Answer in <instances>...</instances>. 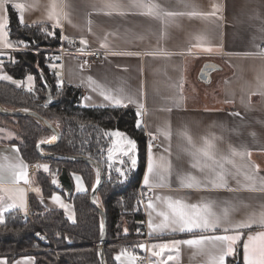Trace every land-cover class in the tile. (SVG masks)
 Wrapping results in <instances>:
<instances>
[{
    "label": "crops",
    "instance_id": "0c3cea01",
    "mask_svg": "<svg viewBox=\"0 0 264 264\" xmlns=\"http://www.w3.org/2000/svg\"><path fill=\"white\" fill-rule=\"evenodd\" d=\"M108 2L112 0H8L4 5L5 10H0V19L7 20L6 39L17 45L18 42L9 36V10L14 11L19 18L21 12L12 5L23 4V25L58 28L63 39H77L80 49L104 53L99 60H94L92 55L64 57L59 69L62 83L83 89L82 106L86 108L120 107L109 104L98 91H93V86L88 82L89 78L111 90L114 95H120L118 90L123 89V95L132 96L143 103L145 112L140 119L144 133L146 137L149 136L148 133L158 135V148H152V152L156 157L165 156L172 165L171 175L165 181L168 186L154 188L151 191L152 197L148 198L149 191L143 186L148 156L146 146L145 172L140 184L142 195L146 197L145 203H141L145 215L144 237L127 249L142 257L141 260L145 264L166 260L169 254L175 256V259L166 261V264H208L206 254L186 245L179 246L178 254L165 251L160 257L152 256L147 249L141 250L137 247L141 243H167L199 235L173 233L170 230L150 235V217L146 201L157 195L183 199L188 204L214 201L213 211L217 213L226 206L225 202H229L235 206L230 209L229 215L233 224L244 220L251 213L264 210V193L250 192L242 187L247 183L244 179L246 172L255 174L258 180L264 178V56L259 55L264 50V0H116L121 5L119 11L124 12L123 15L117 11H113L111 15L105 14L108 11L105 4ZM137 2L154 3L163 11L185 15L171 18L142 15V9L134 6ZM53 3L57 5L58 11L67 13L66 19L61 17L58 27L55 26L54 20L48 19ZM217 5L220 10L215 16L205 18L187 15L193 11L208 14L213 12ZM81 39L87 41L86 46L80 44ZM101 44H106V47L102 48ZM197 45L210 46L213 51L206 52L203 47ZM18 47L19 45L6 48L0 43L3 64L10 61L12 53L20 50ZM152 52H163L165 55L145 54ZM207 62H214L221 68L212 75L209 85L201 83L198 79L202 67ZM3 64L0 65V73L4 72ZM192 78L205 88L214 86V99L208 98L205 91L193 84ZM34 80V84L30 86L31 91L26 87L24 79L16 81L17 83H13V80L2 81L13 83L24 91L33 93L37 85L35 77ZM128 106L137 113L135 104ZM233 112L240 115H230ZM166 127L171 131L170 140L158 132ZM183 132L191 137V146L181 136ZM205 140L214 145L212 152L216 159L231 157L232 149L251 153L250 157L245 156L244 159L239 156L231 157L236 167L225 166L231 173L227 177L228 187L238 189L237 191L180 187L178 177L186 174H191L205 183L211 177L207 168L203 172L192 168L193 157L185 151L189 149L194 152L204 147ZM16 141L19 139L13 129L0 126V163L19 164L23 161L27 164L15 144ZM166 148L169 151H165ZM15 149H18V152ZM254 166L259 167L258 172ZM27 172L31 184L35 186L28 168ZM75 175L77 174L71 175L72 180ZM29 185L30 183L24 184L23 181L18 185L25 192L27 212L30 211ZM80 192L85 193L87 190ZM54 195L59 196L68 206L67 211L57 203L50 204L51 198H44L41 193L35 194L45 207L63 210L68 219L72 216L69 220L74 221L73 205L66 202L60 193ZM21 211L12 209L5 213V219L10 212L24 214ZM160 219L153 213V223H159ZM223 227L218 228L216 234H223ZM257 230L256 226L239 230L243 234L234 245L236 254L226 258L227 264H234L238 260L239 264H244L243 245L247 242L248 234ZM0 259L7 260L8 264H37L36 258L29 255L19 257L13 262L4 257ZM121 261L127 264L125 257H121ZM121 261L116 260L118 264H121Z\"/></svg>",
    "mask_w": 264,
    "mask_h": 264
},
{
    "label": "trees",
    "instance_id": "16d2710c",
    "mask_svg": "<svg viewBox=\"0 0 264 264\" xmlns=\"http://www.w3.org/2000/svg\"><path fill=\"white\" fill-rule=\"evenodd\" d=\"M8 31L12 40L28 42V46L10 55V61L3 64L4 72L15 81L33 75L37 85L35 91L30 93L13 83L0 80V104L10 110H30L60 129V140L45 147L47 153L88 157L103 168L105 180L99 189L98 200L107 214L105 256L107 264H118L115 255L124 248L133 247L144 237L145 215L138 191L145 172L146 135L144 130L136 127V111L130 106L83 107L84 91L81 87L64 84L59 75H50L51 66L46 62V54L37 50L61 45L62 34L58 28L23 25L17 14L9 10ZM48 32L54 35H47ZM41 72L47 76L53 88L55 103L51 106L46 105V89L42 84ZM59 82L60 85L57 84ZM0 126L16 132L20 141L15 144L27 164L42 159L37 151L38 144L54 136L51 130L26 116L0 115ZM113 131L125 133L138 147L139 162L126 179L109 168L107 154L111 138L106 133ZM50 162L58 168L59 174L66 168L70 176H82L87 186V192L75 193L74 190L72 196L67 198L53 185L50 175L40 173L33 176V183L41 189L42 197L60 193L73 205L75 220L70 221L63 210L46 208L38 196L31 194L29 209L33 212L32 220H22L18 212H10L6 215L5 223L0 225V257L13 262L29 255L36 258L37 264H101L98 247L101 218L90 199L96 172L82 161L50 159ZM41 236L45 239H41Z\"/></svg>",
    "mask_w": 264,
    "mask_h": 264
},
{
    "label": "snow or ice",
    "instance_id": "6c2138e0",
    "mask_svg": "<svg viewBox=\"0 0 264 264\" xmlns=\"http://www.w3.org/2000/svg\"><path fill=\"white\" fill-rule=\"evenodd\" d=\"M8 3V0H0V10H5L4 5ZM137 8L142 9V15L162 18V17H175L177 15H185V13H176L163 11L160 9V6L154 3H143L137 2L134 5ZM13 8L19 10L21 15L19 16L20 23L23 24V15L22 10L24 8L23 4H13ZM105 8L108 11L105 13L111 15L113 11H117L118 14L123 15L124 12L119 11L121 5L112 0L105 4ZM220 10V6H215L213 12L208 14L191 12L187 13L189 16H215L216 13ZM67 18V13L62 12V10H57V5L52 4L50 11L48 13V19L54 20L55 26H60L61 17ZM7 20L0 19V43L3 44L6 48H13L19 44H23L25 47L28 46V42L19 41L17 45H13L10 41L6 39L8 32L6 31ZM47 35H54L52 32H48ZM203 39V38H200ZM81 45H87V41L84 39L80 40ZM198 47H203L202 45H197ZM101 47H106V44H101ZM203 50L206 52H212V47H203ZM80 52H84L85 49H79ZM113 55H133V53H112ZM146 55H165L163 52H152L145 53ZM139 55V53H136ZM259 55L264 56V50H262ZM11 59V57H9ZM3 64L2 56H0V65ZM29 81L33 80L31 75L27 78ZM0 80H12L10 76L0 75ZM13 83H17L15 80ZM89 84L93 86V91H98V94L103 98L104 101H107L109 104L127 107L129 104H135L137 107V124L136 127L140 130H143L142 120L140 119L145 112L144 104L138 102L132 96L123 95V89L118 90L120 95H114L111 90L106 89L104 86L97 84L89 78ZM182 88V85L180 86ZM31 91V87H29ZM264 95V93H262ZM171 111V109H168ZM233 116H239L240 113L233 112L230 113ZM159 134L163 135L165 139L170 140L171 131L169 127L158 130ZM106 135L118 137L119 139L113 141V147L108 149V161L113 160V154H122L127 156L132 168H135L137 165L136 158V142L129 138L125 133L114 131L111 133H106ZM150 136V142L148 144V156H147V167L146 173L143 177V186L151 192L154 188H163L168 186L166 184V179L171 175V162L165 156L161 155L159 157L154 156L152 152L153 144L151 140H154L156 137L151 133H148ZM181 136L187 141L191 146L192 141L191 137L186 133H181ZM43 143V141H41ZM214 145L209 141L205 140V145L202 148L196 149L194 152L189 149V155L193 157V162L191 167L198 169L203 172L206 168L211 173V177L207 182L200 181L197 177L186 174L178 177L179 184L181 188L187 189H226L228 191H237L238 189H232L228 187L227 177L231 174L229 170L225 167L226 165H232L236 167L234 160L231 157L239 156L241 159H244L245 156H251L250 152L245 151H236L232 149L231 157H221L216 159L214 153L212 152ZM18 152V149H15ZM169 151V149H165ZM7 160V157L4 158ZM120 163L123 164L124 161L121 159ZM111 163H109V168H111ZM37 168H43L45 172H48V166L37 165ZM255 171H259L258 166H254ZM28 165L21 161L19 164H4L0 163V225L5 223V213L9 212L12 209H20L24 211L27 215V208L25 203V192L18 187L21 181L24 184L30 183V179L27 172ZM116 171L124 176L125 172L121 168H116ZM239 171V170H238ZM244 179L247 181L242 187L244 190L250 192H261L264 193V178H257L255 174L244 173ZM75 180L77 182V191H86L84 188L81 177L76 176ZM53 184H56V180L52 181ZM97 183H99V172L97 173ZM35 191L40 195V188H35ZM52 201L64 208L65 211L68 210V206L65 205L59 196H52ZM11 201V202H7ZM141 203H145L141 201ZM160 205V207H158ZM215 205L214 201H206L199 204H188L183 199H174L170 196H155L153 199H148L146 201V208L149 210V222L148 228L151 233H163L165 230H170L171 232H180V233H199V235H194L190 239H175L167 243H153L151 245H145L143 243L137 245L141 250L147 249L151 252L152 256L160 257L165 251L169 253L179 252L180 245H186L197 249L201 254H206L208 256V264H227L226 258L228 256H234L236 254V249L234 245L239 240L240 236L243 234L241 229H252L253 226H256L258 229L254 233H250L247 236V242L243 245V261L244 264H264V210L259 213H251L244 220L236 222L233 224L230 219V209H234L235 206L231 205L229 202H225V207H223L220 213L213 211ZM160 217L159 223H153L152 215ZM69 219H72V216H69ZM223 227V234H216L217 229ZM126 231V230H125ZM232 234H229V233ZM101 233H103V225H101ZM212 233V234H206ZM40 236L39 233H37ZM41 239L45 237L41 236ZM121 257H125L127 264H138L142 257L138 256L134 252L129 251V249L124 248L121 250L120 254L115 257L116 260L121 261ZM175 259V256L169 254L166 260L161 259L159 261H151L150 264H166V261H172ZM0 264H8L7 260L0 259ZM19 264V262H17ZM121 264H124V261H121Z\"/></svg>",
    "mask_w": 264,
    "mask_h": 264
},
{
    "label": "water",
    "instance_id": "95a60500",
    "mask_svg": "<svg viewBox=\"0 0 264 264\" xmlns=\"http://www.w3.org/2000/svg\"><path fill=\"white\" fill-rule=\"evenodd\" d=\"M220 66H218L214 62H207L202 67L200 73H199V81L205 85H209L212 82V75L217 71L220 70ZM42 84L46 89V105L51 106L55 103L54 99V93L53 88L47 78V76L41 72L40 73ZM0 115L2 116H13V117H19V116H26L35 119L37 122L41 123L44 127L51 130L54 133V142L47 141L43 143H39L37 146L38 154L42 157L44 160H63V161H82L90 166H92L96 172V182L94 187L91 190L90 193V199L94 207H96L100 213L101 218V225H103V233H101V241L99 243V257L101 264H107L106 256H105V247L107 245V214L105 210L100 205V202L98 200V192L100 187L103 185L105 180V175L103 168L93 159L88 157H69V156H62V155H56L53 153H45L43 149L48 146H52L55 143H57L61 138V131L57 126L52 125L50 122L42 118L37 113H34L30 110H10L5 107H3L0 104ZM99 172V183H97V173ZM56 180V184H53L56 186V188L64 192L67 196V198L71 197L74 192V184L71 176L69 175L66 168H63L61 170V173L58 175L57 178L52 179ZM239 260L236 261L234 264H239Z\"/></svg>",
    "mask_w": 264,
    "mask_h": 264
},
{
    "label": "built area",
    "instance_id": "2783aa9c",
    "mask_svg": "<svg viewBox=\"0 0 264 264\" xmlns=\"http://www.w3.org/2000/svg\"><path fill=\"white\" fill-rule=\"evenodd\" d=\"M80 47H79V42L77 39H69V40H65L62 38L61 40V45L57 48H51V49H43V50H37V52H43L46 54V62L51 66V69L49 71L51 76H58L60 74V64L62 62V60L64 59V57H66L67 55H92L94 60H99L102 58V55L104 54L101 51L98 52H90V51H84L83 53L79 51ZM20 51V50H18ZM62 82V81H61ZM58 85H60V82L57 83ZM59 90V89H58ZM156 138L154 140H151V143L153 144V148H158V135L157 134H153ZM150 142V136L146 137V146H148ZM35 170L34 168H30L29 169V175L33 176ZM33 182V180H32ZM35 185V184H34ZM29 193L30 194H36L35 188H37V186H33L31 184L30 181V185H29ZM139 197H140V201H144V199L146 198L145 196L142 195V190L139 187ZM147 197H152V193L149 192L147 194ZM19 218H21L22 220H32L33 218V212H27V215L19 213ZM138 264H145V262L143 260H140L138 262Z\"/></svg>",
    "mask_w": 264,
    "mask_h": 264
},
{
    "label": "rangeland",
    "instance_id": "374dc122",
    "mask_svg": "<svg viewBox=\"0 0 264 264\" xmlns=\"http://www.w3.org/2000/svg\"><path fill=\"white\" fill-rule=\"evenodd\" d=\"M17 42H19V41H17ZM25 48V46L23 45V44H19V47H18V49H20V50H22V49H24ZM0 75H8V74H6V73H4V72H1L0 73ZM33 77V76H32ZM27 78H28V76H27ZM27 78H25L24 79V83H25V85H26V87L27 88H29L30 86H32L33 84H34V77H33V80L32 81H29ZM193 80H192V83L193 84H196V85H198L203 91H205V93H206V95H207V97L208 98H212V99H214L213 97H214V86H211V87H204V86H201V85H199L198 83H197V80L195 79V78H192ZM199 95V94H198ZM114 132V131H113ZM110 138H111V146H110V148L111 147H113V141H116V140H118L119 138L118 137H114V136H110ZM51 139H54V136L51 138ZM50 139V140H51ZM50 140H48V141H50ZM20 141V140H19ZM136 147H137V144H136ZM43 151L46 153V150H44L43 149ZM107 157H108V154H107ZM136 158H137V161L139 162V153H138V147H137V150H136ZM123 160L124 161V163L123 164H121L120 163V160ZM138 162H137V164H138ZM109 163H111V169L112 170H114L115 171V173H117L121 178H123V179H126L129 175H130V173H131V171H132V166H131V164H130V161L128 160V157L127 156H123L122 154H116V153H114L113 154V160L111 161V162H109ZM44 164H46L47 166H48V169H49V171L48 172H45L44 170H43V168H37L36 166L37 165H44ZM118 164H120V165H118ZM34 168V170H35V172H34V174H33V176H37L38 174H40V173H45V174H48V175H50V177L52 178V179H54V178H57L58 177V175H59V173H58V168H56V166H54L51 162H50V160H44V159H41V160H35V161H31L30 163H28V169H30V168ZM116 168H121L124 172H125V175L124 176H121L117 171H116ZM76 176H79V177H81V180H82V182H83V186H84V188H86L87 189V186H86V184H85V182H84V180H83V178H82V176H80V175H75L74 176V178H73V183H74V189H75V193H82V192H80V191H77V182H76V180H75V177ZM38 187V186H37ZM41 190V189H40ZM56 194V193H55ZM54 195V194H53ZM52 195V196H53ZM63 198H64V200L66 201V202H68L67 200H66V198L62 195V194H60ZM51 196V197H52ZM51 197H48V199L49 198H51ZM50 204H52L53 205V201L51 200L50 202H49ZM68 203H70V202H68ZM71 204V203H70ZM47 208V207H46ZM54 210H56V209H54ZM21 212H23L24 213V211H21ZM31 212V211H30Z\"/></svg>",
    "mask_w": 264,
    "mask_h": 264
},
{
    "label": "bare ground",
    "instance_id": "6f19581e",
    "mask_svg": "<svg viewBox=\"0 0 264 264\" xmlns=\"http://www.w3.org/2000/svg\"><path fill=\"white\" fill-rule=\"evenodd\" d=\"M51 142H54V139H52Z\"/></svg>",
    "mask_w": 264,
    "mask_h": 264
}]
</instances>
